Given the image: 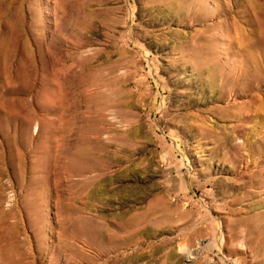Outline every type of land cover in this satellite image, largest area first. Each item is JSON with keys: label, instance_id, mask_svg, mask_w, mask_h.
<instances>
[{"label": "rangeland", "instance_id": "1", "mask_svg": "<svg viewBox=\"0 0 264 264\" xmlns=\"http://www.w3.org/2000/svg\"><path fill=\"white\" fill-rule=\"evenodd\" d=\"M263 15L0 0V264H264Z\"/></svg>", "mask_w": 264, "mask_h": 264}, {"label": "bare ground", "instance_id": "2", "mask_svg": "<svg viewBox=\"0 0 264 264\" xmlns=\"http://www.w3.org/2000/svg\"><path fill=\"white\" fill-rule=\"evenodd\" d=\"M260 27H261L260 28V34H259L257 43L255 45L259 48H261V47L264 48V15H263L262 24L260 25ZM101 180H102L101 175H95V176H90V177L88 176V177H85L83 179V192L86 191V196H89L90 193L93 192V197L103 198L104 195L102 192L105 191V189H104L103 185L100 186ZM99 186H100V188H99ZM101 187H102V189H101ZM182 250L186 251L187 248H183ZM189 256L192 258L193 253L189 252Z\"/></svg>", "mask_w": 264, "mask_h": 264}]
</instances>
